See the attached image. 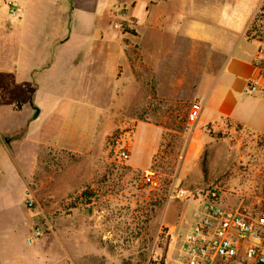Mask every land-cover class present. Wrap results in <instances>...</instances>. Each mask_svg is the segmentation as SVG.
Listing matches in <instances>:
<instances>
[{
    "label": "rangeland",
    "instance_id": "1",
    "mask_svg": "<svg viewBox=\"0 0 264 264\" xmlns=\"http://www.w3.org/2000/svg\"><path fill=\"white\" fill-rule=\"evenodd\" d=\"M76 30L67 51L61 49L68 55L37 75L38 96L19 106L10 124L17 129L29 115L33 119V107L42 110L24 139L20 132L11 140H18L13 154L34 201L25 208L27 233L54 226L53 264H179L182 221L192 219L208 193L216 192L229 208L264 205V132L229 120L203 125L197 106L160 99L152 84L137 98L132 91V99L124 100L132 105L117 103L114 90L101 103L100 85L81 81L77 53L88 47L82 41L88 35ZM248 31L259 45L255 64L264 98V4ZM253 113L252 126L263 130L264 102ZM75 140L77 148L62 146ZM116 141L128 147L127 160L118 158ZM0 160L11 171L12 162L5 155ZM149 172L154 184L147 181ZM179 190L186 192L182 198ZM40 250L34 244L24 252L42 255Z\"/></svg>",
    "mask_w": 264,
    "mask_h": 264
},
{
    "label": "crops",
    "instance_id": "2",
    "mask_svg": "<svg viewBox=\"0 0 264 264\" xmlns=\"http://www.w3.org/2000/svg\"><path fill=\"white\" fill-rule=\"evenodd\" d=\"M11 3L20 8L16 16L10 13ZM263 4L264 0H0V157L5 155L13 165L6 171L0 160V264L54 263L49 248L54 226L27 243V176L13 154L18 140H11L20 132L24 139L42 110L36 120L29 115L17 129L10 124L18 107L24 108L41 90L37 75L52 71L59 56L68 55L64 51L77 27L88 35L82 39L88 47L77 53L83 58L81 81L100 85L101 103L107 104L114 90L117 103L132 105L124 104L132 99V91L137 98L138 91L152 84L160 99L197 106L203 125L229 120L262 133L264 128L257 131L252 126L253 109L264 102L255 65L259 45L246 34ZM251 84L257 86L254 93L249 92ZM78 140L61 144L77 148ZM34 244L42 255L25 254V247Z\"/></svg>",
    "mask_w": 264,
    "mask_h": 264
},
{
    "label": "built area",
    "instance_id": "3",
    "mask_svg": "<svg viewBox=\"0 0 264 264\" xmlns=\"http://www.w3.org/2000/svg\"><path fill=\"white\" fill-rule=\"evenodd\" d=\"M9 9L14 16L20 12L14 3ZM256 91L257 86L251 84L249 92ZM191 126L187 125L188 131ZM121 145L122 142L116 141L118 158L124 161L129 158V151ZM147 181L154 184L152 172L148 173ZM185 193L179 190L176 197L182 198ZM25 205L33 208V199L27 198ZM182 222L179 264H264V205L252 209L229 208L220 203L216 192H210L199 203L192 219ZM43 234L41 228H34L27 243L33 244Z\"/></svg>",
    "mask_w": 264,
    "mask_h": 264
},
{
    "label": "water",
    "instance_id": "4",
    "mask_svg": "<svg viewBox=\"0 0 264 264\" xmlns=\"http://www.w3.org/2000/svg\"><path fill=\"white\" fill-rule=\"evenodd\" d=\"M34 111L33 119L36 120L40 116L41 110L38 107H34Z\"/></svg>",
    "mask_w": 264,
    "mask_h": 264
},
{
    "label": "trees",
    "instance_id": "5",
    "mask_svg": "<svg viewBox=\"0 0 264 264\" xmlns=\"http://www.w3.org/2000/svg\"><path fill=\"white\" fill-rule=\"evenodd\" d=\"M127 32H128V31H127ZM246 36H247V39H248V40H251L250 37H249V31L247 32ZM255 65H256V67H257L258 69H260V67H259L257 64H255Z\"/></svg>",
    "mask_w": 264,
    "mask_h": 264
}]
</instances>
